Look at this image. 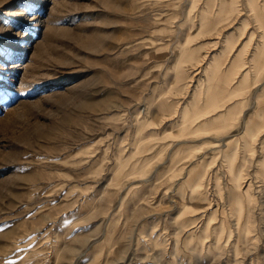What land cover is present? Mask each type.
<instances>
[{
    "label": "rangeland",
    "instance_id": "374dc122",
    "mask_svg": "<svg viewBox=\"0 0 264 264\" xmlns=\"http://www.w3.org/2000/svg\"><path fill=\"white\" fill-rule=\"evenodd\" d=\"M0 264H264V0H0Z\"/></svg>",
    "mask_w": 264,
    "mask_h": 264
},
{
    "label": "bare ground",
    "instance_id": "6f19581e",
    "mask_svg": "<svg viewBox=\"0 0 264 264\" xmlns=\"http://www.w3.org/2000/svg\"><path fill=\"white\" fill-rule=\"evenodd\" d=\"M125 8V7H124ZM122 165V164H121ZM85 240V238H83V239H81V242H83ZM67 248H68V250L70 251H73V250H75V248H76V246H74V245H72V244H68L67 245ZM36 252V251H35ZM30 255V254H29ZM32 255V254H31Z\"/></svg>",
    "mask_w": 264,
    "mask_h": 264
}]
</instances>
